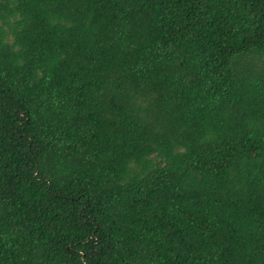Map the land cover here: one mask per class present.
Returning a JSON list of instances; mask_svg holds the SVG:
<instances>
[{"label": "trees", "instance_id": "trees-1", "mask_svg": "<svg viewBox=\"0 0 264 264\" xmlns=\"http://www.w3.org/2000/svg\"><path fill=\"white\" fill-rule=\"evenodd\" d=\"M0 264H264V0H0Z\"/></svg>", "mask_w": 264, "mask_h": 264}]
</instances>
